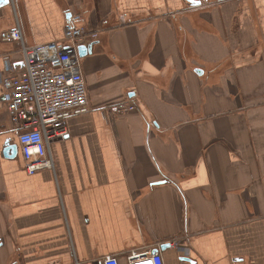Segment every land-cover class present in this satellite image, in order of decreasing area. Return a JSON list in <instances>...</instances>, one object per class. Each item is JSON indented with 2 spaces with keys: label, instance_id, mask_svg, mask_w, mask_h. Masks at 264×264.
<instances>
[{
  "label": "crops",
  "instance_id": "crops-1",
  "mask_svg": "<svg viewBox=\"0 0 264 264\" xmlns=\"http://www.w3.org/2000/svg\"><path fill=\"white\" fill-rule=\"evenodd\" d=\"M179 1L0 8V36L17 23L27 47L61 43L78 13L91 48L80 59L89 111L51 144L53 169L27 177L0 110V264H127L154 251L163 264H264V0ZM17 48L0 38L1 75L5 60L21 69ZM125 101L133 112L101 110Z\"/></svg>",
  "mask_w": 264,
  "mask_h": 264
},
{
  "label": "built area",
  "instance_id": "built-area-1",
  "mask_svg": "<svg viewBox=\"0 0 264 264\" xmlns=\"http://www.w3.org/2000/svg\"><path fill=\"white\" fill-rule=\"evenodd\" d=\"M81 15L71 13L63 28L60 42H49L35 47L24 43L19 24L0 36L5 44L18 46L22 67L15 71L5 60L4 75L0 74V88L4 99L0 110L8 115L15 129L18 152L25 164L27 177L53 169L50 146L67 134V122L86 114L87 90L82 76L77 48L89 45L81 27ZM95 38V35L93 36ZM128 101L109 104L101 110L115 116L135 110ZM170 250L180 253L182 247L173 240ZM161 254L130 253L127 264H163ZM116 256L104 257L101 264H119ZM76 264V263H74Z\"/></svg>",
  "mask_w": 264,
  "mask_h": 264
},
{
  "label": "water",
  "instance_id": "water-1",
  "mask_svg": "<svg viewBox=\"0 0 264 264\" xmlns=\"http://www.w3.org/2000/svg\"><path fill=\"white\" fill-rule=\"evenodd\" d=\"M185 2H187V4L190 5H197L198 1L197 0H184ZM9 2V0H0V8L7 5ZM90 50L91 48L89 46L83 47V46H79L77 48V52H78V56L79 59L85 58L87 57V55L90 54ZM199 72V71H198ZM17 146L15 144H10V141H6L4 146H3V150H1L2 152V156L4 158H15L17 155ZM11 155V156H8ZM153 253H157V251L152 252Z\"/></svg>",
  "mask_w": 264,
  "mask_h": 264
},
{
  "label": "rangeland",
  "instance_id": "rangeland-1",
  "mask_svg": "<svg viewBox=\"0 0 264 264\" xmlns=\"http://www.w3.org/2000/svg\"><path fill=\"white\" fill-rule=\"evenodd\" d=\"M199 1V4L203 1V2H207V0H198ZM178 5H180V6H182V7H185L186 5L187 6H190V4H187L185 1H179V3H178ZM117 17V19H119L118 18V16H116ZM116 19V20H117ZM17 50H18V48H17ZM19 51V50H18ZM19 55H20V53H19ZM21 56V55H20Z\"/></svg>",
  "mask_w": 264,
  "mask_h": 264
}]
</instances>
